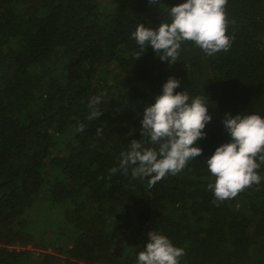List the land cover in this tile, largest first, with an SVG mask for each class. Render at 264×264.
I'll list each match as a JSON object with an SVG mask.
<instances>
[{"label": "trees", "instance_id": "obj_1", "mask_svg": "<svg viewBox=\"0 0 264 264\" xmlns=\"http://www.w3.org/2000/svg\"><path fill=\"white\" fill-rule=\"evenodd\" d=\"M184 2L0 0V264H138L152 231L180 264H264V179L217 206L206 163L226 114L264 116V0H228V51L170 64L131 34ZM169 77L210 106L202 155L153 187L112 174Z\"/></svg>", "mask_w": 264, "mask_h": 264}, {"label": "clouds", "instance_id": "obj_2", "mask_svg": "<svg viewBox=\"0 0 264 264\" xmlns=\"http://www.w3.org/2000/svg\"><path fill=\"white\" fill-rule=\"evenodd\" d=\"M158 3L159 0H150L152 5ZM227 3L228 0H186L170 8V23L162 22L155 29L141 23L132 38L141 48L151 46L161 61L170 64L178 61L184 42H192L208 56L228 51L234 37L227 34ZM180 84L176 77H169L155 103L144 108V142L132 140L128 150L121 153L119 167L111 169L112 174L127 175L131 170L133 179L149 178L148 186L153 187L167 176L181 173L190 161L202 155L203 149L195 145L206 137L204 129L212 120L210 106L204 96L193 98L187 90L177 92ZM100 102L101 96L90 100L89 120L103 114L96 108ZM223 124L231 141L217 147L206 160L215 178L208 188L214 192L213 203L217 206L264 179L259 171L264 165V116L228 113ZM83 128L81 125L78 131ZM148 235L146 247L138 254V264H180L185 255L183 248L159 231Z\"/></svg>", "mask_w": 264, "mask_h": 264}, {"label": "rangeland", "instance_id": "obj_3", "mask_svg": "<svg viewBox=\"0 0 264 264\" xmlns=\"http://www.w3.org/2000/svg\"><path fill=\"white\" fill-rule=\"evenodd\" d=\"M109 1H110V0H103V4H104V6H107V4H108Z\"/></svg>", "mask_w": 264, "mask_h": 264}]
</instances>
